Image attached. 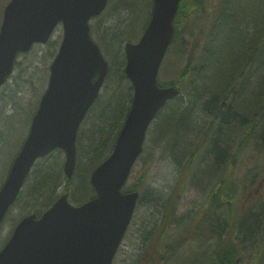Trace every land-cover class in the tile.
<instances>
[{"label": "water", "instance_id": "water-1", "mask_svg": "<svg viewBox=\"0 0 264 264\" xmlns=\"http://www.w3.org/2000/svg\"><path fill=\"white\" fill-rule=\"evenodd\" d=\"M180 1L154 0L140 41L125 44L134 99L113 152L92 174L97 197L76 207L64 194L40 219L24 218L0 253V264H111L138 196L123 193L122 186L143 150L150 122L168 99L179 94L174 86H160L157 77L174 37ZM107 4L108 0H10L4 9L0 85L12 73L18 53L35 42H47L59 22L64 32L30 133L0 190V221L38 157L63 147L65 172L68 177L73 174L79 125L109 70L89 23Z\"/></svg>", "mask_w": 264, "mask_h": 264}, {"label": "rangeland", "instance_id": "rangeland-1", "mask_svg": "<svg viewBox=\"0 0 264 264\" xmlns=\"http://www.w3.org/2000/svg\"><path fill=\"white\" fill-rule=\"evenodd\" d=\"M8 1L0 0V24L3 18L4 7ZM231 1L233 10L239 12L242 6V0ZM218 2L219 0L206 1V6L204 5L203 8L195 10L190 14L186 24L183 21L180 24L178 23L179 29L183 26L182 32L180 29V34L175 45L171 47L160 68L159 76L161 81L176 84L173 79L179 77L181 70L188 62L189 55L196 49L197 45L199 47L201 44L203 45V38L201 37L205 36L207 32ZM253 2L255 3V0ZM251 4L252 0H248L247 8L249 10L252 8ZM121 6L118 9H109L102 16L92 21V24L96 27L95 35H112L113 33H121L120 35H122L127 30L136 32V25L133 24V21L136 19V14L133 13V9L131 13L130 3L124 5V7ZM139 13L141 24L143 14L140 11ZM262 26L263 29L261 30H264V20ZM228 30L225 29V41L222 40L225 43V57H217L213 65V71L211 72V77L214 80L213 83L227 80L230 74L237 70L239 63L237 59L240 58L238 52L247 41L244 33L240 29H233L231 36L227 35ZM251 31L252 33L254 32L253 28H251ZM138 37L136 39L131 38L130 40L137 41ZM53 38L50 43L46 45L40 44L27 53L21 54L18 57L13 74L9 77L7 83L0 88V187L15 154L19 151L20 144L29 131L28 127H30L32 115L36 110L41 94L47 86L50 63L62 39L61 25L55 30ZM181 45H183L182 50ZM122 46H124V43ZM107 56L113 62L108 54ZM190 77L191 84L196 83L203 87V83L196 75ZM252 78V83L248 85L247 90H255L254 97H256L258 88L257 78L255 76ZM244 81L247 84V81ZM180 83L184 82L182 81ZM177 86L180 87V85ZM188 90L194 94V87L192 88L190 86V88L183 91V96L185 94L188 96ZM203 95L204 100L212 96L211 93ZM227 99L230 100L229 97ZM241 102L243 101L237 99V103ZM194 112L197 115H201L203 120L207 116L206 113H203V115L200 114L201 111H196V109ZM208 115V125L203 129L200 136L198 135L201 129V125H199L201 121H198L197 126L194 127V130L197 132V135H195L197 139L194 137L190 138V140L192 139V144L189 151H191H187V153L189 152L187 155L185 153L184 157L176 160H174L173 153L169 150L165 140L160 143L157 142L161 120L159 118L156 119L151 126L146 140V151L137 161L128 181V188L140 192L135 218L121 245L114 264H155L152 262L153 259L151 257L155 251L160 250L162 242L165 244L174 243L176 248L171 250L169 259L160 264H199L205 258V253L204 250L197 248L204 245V243L207 244L206 238L208 234L206 235V230L199 233L194 231L189 232L190 229L186 225V222L189 223L188 219H191L196 223L207 210L210 211V208L215 209V205L217 204L213 205L214 198L223 190V186H216L218 175H220L218 179H225L224 185L227 180H230L231 185L235 184L239 186L240 184L239 189L241 191L238 194L240 196L249 195L245 199L247 202L249 200L252 202L257 200L260 192H262L261 195L264 194V182L258 188L255 187L252 190L251 186H248L244 182L246 180L243 179L245 175L248 176L250 173L259 174L264 167V123L261 124L264 121V108L259 112L257 111L254 114V122L242 130V132L249 131L251 136L250 140L245 143V148L241 155L235 162L229 159L222 163V165H219L222 167L220 170H216L214 167H207L206 164L210 161V156H212L210 152L214 153L210 149L213 140H217V129L219 124H221L218 121L214 125L212 122L213 115ZM104 122L103 124L105 125L103 126L109 123L106 120ZM90 126L91 123L87 127L84 126V131L86 130L87 134L82 137L83 143L84 139L89 137ZM207 127H210L212 130L202 137ZM211 134L214 136L209 140L208 135ZM241 139L240 134L237 133L238 144ZM87 143L86 141L85 144ZM63 161V154L54 158L55 167L59 169L61 174V178L58 177L59 184L55 187L54 199H57L65 187H69L74 198L83 200V198L88 196L87 194L90 191L87 172L86 170L84 171L89 166V158L83 154L77 171L69 185L66 184V177L63 172ZM60 165H62L61 170ZM205 170L214 171L216 173V179L213 181L204 177ZM202 171L203 174L201 173ZM186 176H188V179H186ZM259 189H261L260 192ZM50 190L51 187L45 191L44 195L47 194L45 197L44 195H37L39 200L34 203H40V198L43 197L45 202L50 201ZM254 193L257 196L256 199ZM71 198V202H74V198L72 196ZM233 198L234 201H238L236 197ZM32 204L33 201L22 197L11 208L0 226L1 246L10 237L11 230L15 227L19 219L27 215V212H30L34 208L38 209ZM248 204L250 203H244V205ZM223 206L222 203L221 207ZM189 209H191L190 212H188ZM237 235H239L238 231L233 230L231 236L236 237ZM253 235L255 238L253 241L257 240L255 244L261 253H263L264 238L261 239L263 236L258 232ZM203 239L205 242L201 244V240ZM259 250L253 249L238 252L241 254L239 256V262L242 264H264V255H259ZM144 254L146 256H143ZM182 257L184 258L182 259Z\"/></svg>", "mask_w": 264, "mask_h": 264}, {"label": "trees", "instance_id": "trees-1", "mask_svg": "<svg viewBox=\"0 0 264 264\" xmlns=\"http://www.w3.org/2000/svg\"><path fill=\"white\" fill-rule=\"evenodd\" d=\"M206 1L209 0H181L175 21V37L171 47L175 45L180 34V29L182 32L183 26L179 29L178 23L180 24L183 21L186 24L190 14L195 10L203 8ZM128 2L131 6V13L133 9V13L136 14V19L133 21V24L137 28L136 32L127 30L122 35H120L121 33L95 35V37L97 36L96 39L101 43L103 50L111 57L113 62L110 61L111 70L107 76L103 90L87 114L79 131L80 140H78L77 145L78 166L83 154L89 158V166H86L87 168L84 169L87 172L88 178L92 170L113 149L117 135L129 111L133 96L131 83L125 73V53L122 45L124 41L131 38L136 39L141 34L149 20L153 0H110L105 13L112 8L118 9L120 5L124 7V5L129 4ZM231 2V0H219L207 32L205 36L201 37L203 38V45L201 44L200 47L199 45L196 46V49L189 55L188 62L181 70L179 77L173 79L176 85H180L182 92L190 88V86L194 87V94L188 90V96L186 94L185 96L182 94L177 96L167 103L165 109L160 111L158 116L161 123L158 130L157 142L166 141L169 150L173 153L174 160L184 157L185 153L187 155L191 151H189L192 144V139L190 140V138H196L195 135H197L194 127L197 126L198 121H201L199 124L201 125V129L198 135L200 136L203 129L208 125V114H211L213 115L212 122L214 125L218 121L221 124H219L217 129V140H213L210 149L214 153L210 152L212 156H210V161L206 163L207 167L217 169V166L222 165V163L229 159L235 162L243 152L245 143L250 140L251 136L249 131L242 132V130L245 127H249L254 122V114L264 108V30H261L263 29L262 22L264 20V0H255V3L252 0V8L250 10L247 8L248 0H242L239 12L233 10ZM139 11L143 14L141 24ZM95 28V25L92 24L94 34L96 32ZM251 28H253V33ZM225 29H229L227 32L228 36L232 35L233 29H240L247 41L238 52L240 58L237 59L239 61L237 70L231 73L227 80L213 83L214 80L211 77L213 65L217 57H225V43L222 41H225ZM182 47L183 45H181V50ZM193 75H196L201 80L203 87L196 83L191 84L190 76ZM254 76L257 78L258 87L256 97H254L255 90H247ZM244 80L247 81V84ZM182 81L184 83H180ZM202 93H211L212 96L204 100ZM237 99L243 102L237 103ZM195 109L196 111H201L200 114L202 115L206 113L207 116L204 117V120L201 115L195 114ZM241 109L242 111L240 112ZM105 120L109 123L103 126L105 125L103 124ZM90 123L89 137L85 138L83 143L82 137L87 134L86 130L84 131V126L87 127ZM263 123L264 121L261 122V124ZM211 130L210 127H207L202 137ZM237 133L242 138L239 144L237 143ZM213 136L212 134L208 135L209 140ZM86 141L88 142L87 144H85ZM187 151L189 152L187 153ZM57 153L59 154L56 155ZM61 155V151L49 154L47 157L41 159L32 170L18 198L25 197L27 200L33 201L32 205H35L38 209L34 208L30 212L35 211L36 213H40L44 207L52 203L55 187L59 184L58 177L61 178L59 169L55 167L54 158ZM61 167L62 165H60V170ZM201 173L203 174V171ZM255 174L258 173H250L249 175L252 176L245 175L243 177L246 180L244 182L248 186H251L252 190L255 187L258 188L264 182V167L258 175ZM204 177L214 181L216 173L205 170ZM81 178L83 179V177ZM186 179H188V176H186ZM205 180L210 181L208 179ZM227 182L228 187L222 194L224 196L221 195L220 197L218 195L214 198L213 205L217 204L215 205V209L210 208V211L207 210L196 223L191 219H188L189 223L186 222V225L190 229L189 232L194 231L199 233L206 230V235L208 234L206 238L207 244L204 243L205 240L203 239L201 240V244L204 243L205 246L201 245L197 248L204 250L205 253V258L199 264H242L239 262L241 254L238 252L253 249L259 250L255 244L257 240L253 241L255 239L253 234L258 232L263 236L261 239L264 238V194L261 195V189H259L260 193L257 200L254 202L249 200L247 202L245 199L249 195L240 196L238 194L241 191L239 189L240 184L239 186L235 184L231 185L230 180H227ZM70 183L71 180H68L67 185ZM82 186L84 187V185ZM50 187L51 200L45 202L44 197L47 194L44 195V193ZM37 195H44V197L40 198V203L35 204L34 202L39 200ZM233 197H236L238 201H234ZM254 197L255 199L257 198L255 193ZM42 199L43 201H41ZM222 203L223 207H221ZM244 203L250 204L244 205ZM190 211L191 209L188 212ZM233 230H237L239 235L232 237L231 233ZM175 248L176 245L174 243L165 244L162 242L160 250L155 251L151 257L153 259L152 262L160 264L165 260L167 261L171 250ZM169 249L170 251H168ZM261 254L264 255V251L261 253L259 250V255ZM143 256H146V254Z\"/></svg>", "mask_w": 264, "mask_h": 264}]
</instances>
